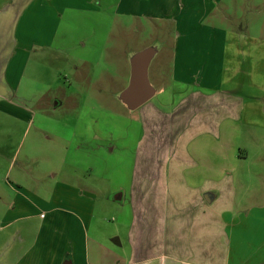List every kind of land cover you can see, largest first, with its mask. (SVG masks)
I'll return each instance as SVG.
<instances>
[{"label": "crops", "instance_id": "crops-1", "mask_svg": "<svg viewBox=\"0 0 264 264\" xmlns=\"http://www.w3.org/2000/svg\"><path fill=\"white\" fill-rule=\"evenodd\" d=\"M223 1L117 2L128 15L174 23L170 76L137 107L129 253L87 235L92 189L63 179L42 192L10 180L0 264H61L68 255L73 264H264V191L238 190L239 163L248 156L239 132L245 124L264 127V87L251 82L242 28L228 33L207 21ZM66 7L97 8L94 0H0L1 109L24 97L18 91L30 50L54 42ZM199 41H210L207 54H191Z\"/></svg>", "mask_w": 264, "mask_h": 264}, {"label": "rangeland", "instance_id": "rangeland-1", "mask_svg": "<svg viewBox=\"0 0 264 264\" xmlns=\"http://www.w3.org/2000/svg\"><path fill=\"white\" fill-rule=\"evenodd\" d=\"M119 1L94 0L96 10L66 7L54 42L32 46L18 91L24 99L0 108V212L13 198L10 180L47 192L68 179L93 191L86 197L87 235L129 253V190L142 125L139 109L128 107L123 94L140 51L153 52L148 78L155 88L170 76L175 48L172 20L128 15ZM216 6L207 21L226 31L242 28L241 43L251 48V82L264 87V0ZM205 43H192L191 54H207L211 43ZM227 48L235 46L228 42ZM239 133L248 155L239 163V194L264 191V127L245 124Z\"/></svg>", "mask_w": 264, "mask_h": 264}, {"label": "water", "instance_id": "water-1", "mask_svg": "<svg viewBox=\"0 0 264 264\" xmlns=\"http://www.w3.org/2000/svg\"><path fill=\"white\" fill-rule=\"evenodd\" d=\"M152 55L153 52L151 50L144 49L133 59L131 80L123 94L125 103L132 109L142 105L155 93V88L148 78V65ZM121 197V192L115 196V198L118 199ZM117 239L118 238H114V240ZM61 264H73V260L67 257Z\"/></svg>", "mask_w": 264, "mask_h": 264}, {"label": "trees", "instance_id": "trees-1", "mask_svg": "<svg viewBox=\"0 0 264 264\" xmlns=\"http://www.w3.org/2000/svg\"><path fill=\"white\" fill-rule=\"evenodd\" d=\"M67 257H70L69 255Z\"/></svg>", "mask_w": 264, "mask_h": 264}]
</instances>
